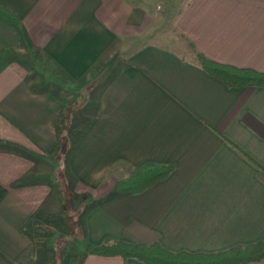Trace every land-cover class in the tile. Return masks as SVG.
<instances>
[{"label": "crops", "instance_id": "1", "mask_svg": "<svg viewBox=\"0 0 264 264\" xmlns=\"http://www.w3.org/2000/svg\"><path fill=\"white\" fill-rule=\"evenodd\" d=\"M153 1L0 0L20 21L0 18V51L13 50L0 60V264H52L47 228L68 227L62 184L88 252L108 240L206 254L264 242V86L229 87L196 54L264 72V0H165L166 12ZM87 87L98 97L78 109L71 95ZM77 109L89 120L73 139ZM119 162L174 170L101 202Z\"/></svg>", "mask_w": 264, "mask_h": 264}, {"label": "trees", "instance_id": "2", "mask_svg": "<svg viewBox=\"0 0 264 264\" xmlns=\"http://www.w3.org/2000/svg\"><path fill=\"white\" fill-rule=\"evenodd\" d=\"M0 18L17 27L20 25L18 16L8 8L0 6ZM12 53V49L0 51V60L6 59ZM196 54L200 66L209 74L224 81L229 87L264 86V72L214 61L199 51ZM121 167L130 168L128 175L118 178L113 195L100 200L101 202L117 195L141 193L166 179L174 170L173 165L150 162L137 166L119 162L116 169ZM90 255L135 258L145 264H246L264 259V242L260 241L255 244L236 246L219 253L206 254L175 252L164 248L159 243L148 245L108 240L89 252H83L81 264H84Z\"/></svg>", "mask_w": 264, "mask_h": 264}, {"label": "rangeland", "instance_id": "3", "mask_svg": "<svg viewBox=\"0 0 264 264\" xmlns=\"http://www.w3.org/2000/svg\"><path fill=\"white\" fill-rule=\"evenodd\" d=\"M164 1L165 0H154L152 2V5L154 6L155 10H157L158 6L161 7V5L165 4ZM162 10L166 12L167 6L163 5ZM170 15H172V13L169 12L166 16L170 17ZM175 44H177V46L186 45L188 47V45L185 42L181 43V41H179L177 43V40L175 41ZM92 94H93V89L92 88L90 89L87 87V89L85 88L84 92H82L81 95L79 96H77L76 94L74 96L71 95V97H81V99L78 100L81 103L78 102L79 104L77 103L76 108L81 109L82 105H85V104L89 105L88 99L90 97L92 101L96 97H98V93H95L93 95ZM78 109H77V112L75 111V113H73V111H70L69 118L71 121L69 122V125L67 123V128H69L68 130L71 131V133L73 132L75 133L72 136L73 139H75L78 136L79 130H81V128H83V126H85V124L89 120L88 111L84 113L83 112L84 110L81 111ZM121 168H119L118 171L115 168V171H113L114 172L113 174L117 175L118 178L127 176L130 170L129 167H123L122 169ZM62 185H63V198H64L63 202L66 207L64 209V212H65L64 215H65L66 224L68 225V227L65 228L63 224L61 225L57 224L56 226V223L54 224L52 223L53 227L47 228L48 229V233H47L48 247L52 250L50 261L52 264H81L82 253L88 252V251L83 247V245L81 244V242H79V240L77 241V237L75 235L76 232H73L72 221L74 220V217H76V215L78 214L77 213L78 203H76V201H73V198H71V196H74V194L71 195L73 191H71L68 187L67 189H65L64 184ZM55 186L57 185L55 184ZM56 189H58V186L56 187ZM42 230H44V228H42ZM69 230L71 231V233L73 232L72 235L70 236L67 234ZM42 234H44V232H42Z\"/></svg>", "mask_w": 264, "mask_h": 264}]
</instances>
